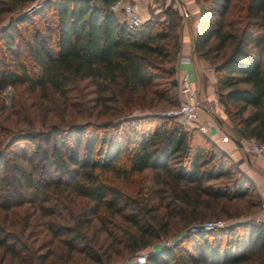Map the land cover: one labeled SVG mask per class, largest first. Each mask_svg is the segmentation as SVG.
Segmentation results:
<instances>
[{
	"label": "trees",
	"instance_id": "1",
	"mask_svg": "<svg viewBox=\"0 0 264 264\" xmlns=\"http://www.w3.org/2000/svg\"><path fill=\"white\" fill-rule=\"evenodd\" d=\"M29 1L0 0V12ZM115 1L45 0L33 14L11 18L0 29V91L12 84L29 83L49 84L61 93L75 79L91 78L103 91L110 87L117 99H124L127 110L131 104L138 108L156 106L152 100L168 101L171 94L173 103H178L173 91L179 84V12L169 6L164 20L153 17L141 28L129 30L111 8ZM196 2L200 21L195 47L215 67L223 113L239 138H254L264 145V0ZM7 3L11 8L3 9ZM148 94L152 96L149 101ZM10 138V144L21 147L14 150L13 163L6 169L7 162L0 155V203L6 209L23 202L27 188L35 189L31 194L34 198L28 200L33 201L46 188L64 184L79 196L117 205L121 193L102 171L121 177L145 171H156L161 177L159 173L164 172L175 185L173 191L181 189L182 194L173 195L183 196L194 209L204 198L207 204L242 199L249 193L255 198L253 205L261 206L262 196L247 175L237 170L232 179L234 162L216 141L197 128L186 130L155 114L126 118L107 127L78 124L68 129L53 127L49 132L23 130ZM32 154L36 163L29 158ZM27 160L32 171L26 170L23 161ZM52 169L55 175L50 174ZM225 177L231 179L218 182ZM160 182L167 185L163 179ZM101 226L112 236L118 234L105 220ZM138 228L145 230V226ZM144 235L153 237L148 230ZM192 235L190 250L177 243L150 254L148 263L244 264L252 260L264 264V221L196 227ZM149 240L126 241L136 252ZM115 241L124 242L120 237ZM83 242L81 236L72 235L71 250ZM94 260L101 262L102 258L97 255Z\"/></svg>",
	"mask_w": 264,
	"mask_h": 264
},
{
	"label": "rangeland",
	"instance_id": "2",
	"mask_svg": "<svg viewBox=\"0 0 264 264\" xmlns=\"http://www.w3.org/2000/svg\"><path fill=\"white\" fill-rule=\"evenodd\" d=\"M44 1L23 2L15 8L12 7L9 12H0V29L9 24L11 18L31 15L38 11L45 4ZM168 1L154 0L153 6L143 14L144 22L153 17L164 20L165 10L171 6L166 4ZM10 8L11 4L3 5V9ZM230 18L229 14L227 19ZM7 60L9 61V58ZM28 70L31 71L30 68ZM33 78L34 81H39L37 77ZM103 86L107 85L103 83ZM109 88L103 91L102 85H98L97 81L84 78L70 82L61 93L55 91L49 84L35 86L29 83L12 84L1 90L0 155L3 156L4 163L7 162L5 169L13 163L11 156L14 155V150H20L21 147L17 143L10 144V136L23 130L49 132L53 127L68 129L78 124L107 127L126 118L155 114L160 118L172 119L173 123L181 125L186 130L197 128L205 134L196 123L185 125L178 118L168 116L171 110L180 105L179 88L173 91L178 97L177 104L173 103L175 97L171 94L168 101L158 97L152 100L156 106L138 108L129 104V110L126 109L128 103L124 99H117L116 93L111 92ZM139 95L137 94L135 98ZM151 97L148 94L147 101L152 99ZM198 98H202L201 93H198ZM210 114L213 115L209 113V116ZM231 131L235 133L233 127ZM236 137L242 139L237 135ZM222 152L234 162L235 167H230L232 179L238 170L252 180L244 151L240 152V159L233 158L225 150ZM29 158L36 163L33 154ZM23 162L26 170L32 171L28 160ZM50 174L55 175L54 169ZM101 174L121 193V200L117 205L109 204V201L97 202L79 196L67 189L66 184L59 188L52 186L46 188L45 193L42 195L37 193L33 201L28 200L34 198L31 194L35 189L27 188L23 190L24 201L14 203L8 209L0 203V264H149L150 254L174 247L177 243L190 250L193 247L192 230L196 227L207 228L206 225L209 223L219 221L226 226L240 222H256L255 218L261 212L264 202L261 198L260 208L254 206L255 198L249 193L242 199L233 201L223 199L207 204L204 203V198L202 204L194 209L193 205L185 203L183 196L173 195L175 185L164 172L159 173L161 177L156 175L158 174L156 171H145L126 177L116 176L107 171H102ZM160 179L165 180L167 185L161 183ZM230 179L225 177L218 182ZM180 190L175 193L178 194ZM186 191L191 194L189 189ZM107 200H110V197ZM102 220H105L107 225H114L118 234L112 236L109 232L102 231ZM263 221L264 219L260 222ZM138 225L145 226V230L138 228ZM147 230L152 232L153 237L144 235ZM75 234L81 236L84 242L71 250L69 242ZM119 237L120 240H124L121 244L115 241ZM127 239L137 243L150 240L134 252ZM97 255L101 256V262L94 260ZM143 256L146 259L142 260ZM244 264L255 263L251 260Z\"/></svg>",
	"mask_w": 264,
	"mask_h": 264
},
{
	"label": "crops",
	"instance_id": "3",
	"mask_svg": "<svg viewBox=\"0 0 264 264\" xmlns=\"http://www.w3.org/2000/svg\"><path fill=\"white\" fill-rule=\"evenodd\" d=\"M139 4L145 5L146 0H134ZM179 3L186 5L188 13L185 16H181V27H180V41L181 48L176 61L177 68V79L183 74H188L192 83L202 95L204 100V108L206 109L201 115L202 124L208 129L205 134L211 138L212 141H216L221 147L224 144L221 143V135H229L232 141L224 146V149L233 158L237 157L240 159V152L244 151L240 146L236 144L238 138L231 131L232 123L223 113V106L219 102L217 91H216V75L215 67L206 58L199 55L195 47L196 34L199 27L200 21V8L196 0H169L166 2L167 5H171L174 9ZM154 4V2H153ZM151 3L147 7V11L153 6ZM121 20H123V13H118ZM212 113L220 126V132L211 129L209 120V114ZM218 118L221 120L219 122ZM245 152V151H244ZM247 164L250 169V177L255 182V185L264 200V157H249L247 154Z\"/></svg>",
	"mask_w": 264,
	"mask_h": 264
},
{
	"label": "built area",
	"instance_id": "4",
	"mask_svg": "<svg viewBox=\"0 0 264 264\" xmlns=\"http://www.w3.org/2000/svg\"><path fill=\"white\" fill-rule=\"evenodd\" d=\"M153 2L154 0H146L145 5H142L134 0H117L112 4L111 8L117 13H123V21L125 23V26L129 30H137L144 25L145 22L143 19V14L147 11V7L151 3L153 4ZM179 4L180 5L177 4L175 10L179 11L182 16H185L188 13V8L186 5H183L181 3ZM178 81L180 105L175 110H171L168 113V116H174L178 118L180 122L185 125L196 123L197 126L202 128L203 131L206 132L208 129L201 122V115L206 110L204 108V100L198 98L199 91L192 83L188 74L181 75ZM208 118L211 123L209 127L220 132V126L214 119L215 117L211 115ZM220 141L225 146L226 144L232 141V138L229 135L225 134L221 135ZM236 144L240 146V148H242L249 157H264V145L259 143L254 138L238 139V141H236ZM224 146L222 147L223 150H225ZM225 152L227 151L225 150ZM263 219L264 202L262 204L261 212L255 218V223H260V221H262ZM224 225V223L219 221L209 223L208 225H206V227H224ZM141 259L144 260L146 259V257L143 256L141 257Z\"/></svg>",
	"mask_w": 264,
	"mask_h": 264
},
{
	"label": "water",
	"instance_id": "5",
	"mask_svg": "<svg viewBox=\"0 0 264 264\" xmlns=\"http://www.w3.org/2000/svg\"><path fill=\"white\" fill-rule=\"evenodd\" d=\"M219 122H221V120L218 118Z\"/></svg>",
	"mask_w": 264,
	"mask_h": 264
}]
</instances>
